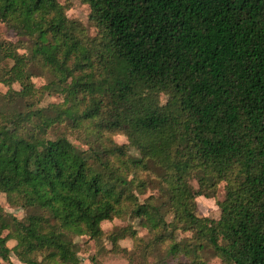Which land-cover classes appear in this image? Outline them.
Here are the masks:
<instances>
[{
  "label": "trees",
  "instance_id": "obj_1",
  "mask_svg": "<svg viewBox=\"0 0 264 264\" xmlns=\"http://www.w3.org/2000/svg\"><path fill=\"white\" fill-rule=\"evenodd\" d=\"M80 2L0 0V264H264V0Z\"/></svg>",
  "mask_w": 264,
  "mask_h": 264
},
{
  "label": "rangeland",
  "instance_id": "obj_2",
  "mask_svg": "<svg viewBox=\"0 0 264 264\" xmlns=\"http://www.w3.org/2000/svg\"><path fill=\"white\" fill-rule=\"evenodd\" d=\"M62 5L68 6L67 16L75 21L80 22L83 24L90 35H94V30L88 25V15H89V7L85 4H82L80 0H58ZM0 40L15 42L16 38L10 35L8 33L5 26L0 23ZM4 64H1L2 67ZM10 65V63H8ZM43 75V73H41ZM34 76L31 78V85L35 88H40L41 86H44L46 83V79L42 76ZM46 74H44L45 76ZM15 89H18V87L15 85ZM7 91V88L4 85H0V95L5 94ZM46 103V102H45ZM115 142L118 145H123L127 143V139L124 136L117 135L113 137ZM134 154V153H132ZM193 185L196 187V184L193 183ZM149 193H154V191L150 190ZM224 198L223 191L221 187H219L217 191V195L215 198L206 199L203 197H199L196 199V205H197V215L200 217H208L212 219H217L219 216V209L217 207V202L222 201ZM0 205L4 208V210L8 213H11L15 215L16 217H21L22 213L21 211L14 210L12 208H9L6 204L5 197L3 195H0ZM130 224L129 220L122 221V220H113L111 222L104 221L101 223L100 227L104 235H107L111 233L112 231H115V229L123 228L126 225ZM139 235L141 237H146L147 232L144 229H140ZM76 242L78 243L79 247L81 248L79 257L81 258V264H92L90 259L94 257L98 264H128V260L124 255H121L117 252H110V243L107 241H98L94 242L91 241L85 237L82 238H76ZM118 245H120L122 248H127L128 250L131 249L132 241L127 238L125 240H121L118 242ZM7 246L9 248H12L14 246V242L10 241L7 243ZM151 260V259H150ZM10 264H21L17 261V259L14 257L13 254L10 255ZM208 264H220L218 259H210Z\"/></svg>",
  "mask_w": 264,
  "mask_h": 264
}]
</instances>
